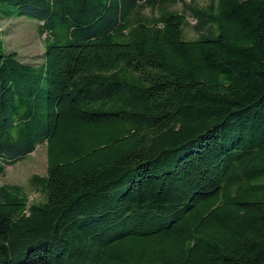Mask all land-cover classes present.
Here are the masks:
<instances>
[{"label": "trees", "instance_id": "16d2710c", "mask_svg": "<svg viewBox=\"0 0 264 264\" xmlns=\"http://www.w3.org/2000/svg\"><path fill=\"white\" fill-rule=\"evenodd\" d=\"M184 2L0 0L45 35L36 66L0 29V161L47 158L42 202L0 186V264H264V0L194 39Z\"/></svg>", "mask_w": 264, "mask_h": 264}, {"label": "rangeland", "instance_id": "374dc122", "mask_svg": "<svg viewBox=\"0 0 264 264\" xmlns=\"http://www.w3.org/2000/svg\"><path fill=\"white\" fill-rule=\"evenodd\" d=\"M207 0H185L184 3H177L169 6L168 9L185 14L187 16L188 27L184 30L186 39H194L197 34L193 27L196 21L190 16L191 11L189 7H204ZM144 14L158 15V12H151L145 10ZM42 23H37L28 18H0V29L2 31V38L4 47L7 51L15 52L20 62L30 65H41L43 63V47L44 37L39 36L38 27ZM2 171L0 173L1 185H18L28 198V203H39L43 201V196L30 183L32 176L40 177L47 174V158H46V143L38 144L35 150L23 157L9 163L2 164L0 161Z\"/></svg>", "mask_w": 264, "mask_h": 264}]
</instances>
